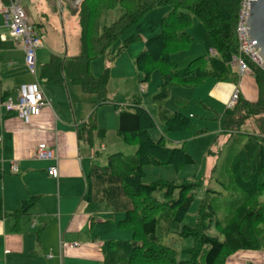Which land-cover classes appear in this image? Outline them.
Here are the masks:
<instances>
[{
	"label": "trees",
	"instance_id": "16d2710c",
	"mask_svg": "<svg viewBox=\"0 0 264 264\" xmlns=\"http://www.w3.org/2000/svg\"><path fill=\"white\" fill-rule=\"evenodd\" d=\"M3 2L8 3V0ZM241 3L242 0H83L77 14L79 55L69 57L65 62L52 55L41 67L39 81L62 84L68 79L71 85L80 86L85 94L96 96L92 102L93 117L102 106L111 103V65L96 78L91 72V64L107 55L114 44L149 12L169 7L171 12L162 20L160 33L145 42L144 50L135 60V69L142 75L140 83L143 86L151 82L156 71L162 73V83L153 102L161 107L164 131H191L194 127L192 119L180 112L168 115L165 104L174 88L198 87L210 78L217 82H238L232 62L239 54L237 28ZM118 6L124 8V15L101 29L104 13ZM194 19L206 30L216 55L199 57L180 69L172 57L191 47L193 38L188 29ZM36 26L39 30L41 24ZM140 40L139 35L125 39L119 53ZM250 70L258 85V102L239 98L233 108L223 114L217 113L215 117L220 135L227 137L229 143L220 172L229 177L221 182L223 189L230 193L242 192L243 197L232 202L225 221H222L218 217L222 205L220 202L213 204L216 198L212 195L216 192L208 189L199 205L196 226L184 225L181 233L183 238L194 240L193 247L185 251L189 256L185 261H179L175 249L164 245L158 234H168L174 224L185 221L198 185L190 181L177 185L165 180L148 184L145 169L171 166L181 171L196 164L195 160L184 148L166 146L163 136L154 140L152 131L157 122L144 107L141 97H132L128 105L116 106L119 118L116 137L125 146L136 147V151L133 156L114 153L107 157L104 165L94 163L87 178L86 198L93 205H104L114 214H123L118 227L131 232L132 238L105 242L101 248L103 264H227L239 252L264 251V203L260 201L264 195V72L254 65H250ZM0 97L1 102H6L11 93L3 92ZM176 100L182 107L189 104L185 100ZM248 120H255L257 132L243 130ZM107 132L92 124L91 119L78 130L80 140L91 147L95 145V133L97 138L104 140ZM100 154L96 153L95 159ZM2 177L0 172V180ZM39 198L32 197L23 201L18 210L5 212L0 197V222L13 219L17 229L19 220L30 215ZM212 230L217 231L218 236H212Z\"/></svg>",
	"mask_w": 264,
	"mask_h": 264
},
{
	"label": "crops",
	"instance_id": "0c3cea01",
	"mask_svg": "<svg viewBox=\"0 0 264 264\" xmlns=\"http://www.w3.org/2000/svg\"><path fill=\"white\" fill-rule=\"evenodd\" d=\"M3 6V0H0V96L3 92H10L11 99L15 100L20 87L34 83L36 79L27 74L24 52L5 25ZM52 55L65 62L63 56L51 51L46 60L37 52V64L42 67ZM232 70L238 77L236 90L240 92V98L258 102L259 89L254 74L240 78L237 69L233 67ZM38 82L51 106L43 109L31 124H24L9 114L2 104L4 102L0 101V172L3 173L0 197L4 211L18 210L23 201L40 197L30 215L24 217L32 220L30 229L37 231V240L27 232L20 236L24 218L19 220L17 229V222L13 219L0 222V264H103L101 248L108 239L117 235V231L109 227L117 217H109L107 210H102L100 205L89 203L86 194L87 178L96 161L95 154L100 153V149L105 150L106 146L91 147L80 140L79 127L90 118V110L83 100L82 93H85L80 86L71 85L68 81L62 84ZM112 101L118 100L113 98ZM102 129L108 131L107 135L114 131L113 128ZM95 139H98L97 133ZM40 144L56 149L57 163L35 158ZM56 164L59 175L53 178L49 176L48 169ZM13 165L18 172L12 171ZM74 244L77 246L72 247ZM244 261L264 264V253L239 252L227 264H243Z\"/></svg>",
	"mask_w": 264,
	"mask_h": 264
},
{
	"label": "rangeland",
	"instance_id": "374dc122",
	"mask_svg": "<svg viewBox=\"0 0 264 264\" xmlns=\"http://www.w3.org/2000/svg\"><path fill=\"white\" fill-rule=\"evenodd\" d=\"M73 2L71 0H62V22L56 0L23 1L24 8L33 18L34 22L37 25L41 24L43 26L41 30L39 29L43 42V47L38 50L40 58L46 60L51 51L63 57H71L79 54L80 31L77 25V14L80 4L74 5ZM170 12L171 8L169 7L149 12L122 39L114 44L107 55L91 64V72L96 78L101 77L105 68L111 65L109 99L111 101L113 98H117L118 101L115 103L112 101L110 104L102 106L92 117L91 115L94 112L92 102L96 97L94 95L83 94L81 91L80 93L83 95L84 104L90 110L89 119H91V123L99 129L103 127L114 129V131H109V134L104 140L98 138L95 141V146L98 148H100L101 144H105L106 146L105 150L100 149L101 154L95 161L98 165H104L107 157L114 153H123L126 156H133L135 154L136 147L125 146L116 137V131L119 126L116 104L128 105V101L135 96L142 98L144 106L157 122L156 128L152 131L154 140H159L163 136L165 137L166 146L171 148H184L188 154L193 156L196 164L186 167L181 171H176L171 166H151L145 169V182L148 184L158 180H165L174 182L177 185L185 181L194 182L198 185V190L194 194V203L185 221L182 224H174L171 232L168 234H158L164 245L175 249L178 260L185 261L189 258L185 251L193 247L194 240L191 237L183 238L181 233L184 225L192 228L196 226L199 205L208 189L216 192V194L212 195V197L216 198L212 201L213 204L216 203L218 205L220 202L222 205V208L220 207V211L218 212V217L222 221H225L232 202L236 198L243 197L242 192L230 193L225 192L223 189L222 183L228 180L229 177L220 172L226 157V151L229 148V143L227 142V137L220 135L219 122L215 120L217 113L223 114L230 108L233 94L239 83L236 84L233 81L217 82L210 78L198 87L174 88L171 92L170 99L165 104L166 113L168 115H173L176 112L183 113L192 119L194 127L191 131L183 133H166L164 131V126L160 119L161 107L153 102V97L159 92V86L162 83V73L160 70L156 71L151 82L143 86L140 83L142 75L135 69V60L144 50L145 41L160 33L162 20ZM124 13L125 10L122 6H118L113 11L105 12L100 24L101 29L114 24ZM188 33L193 38L191 47L172 57L180 69L185 68L190 62L199 57L212 55L213 51L209 36L197 19L193 20L191 27L188 29ZM135 35L141 36L142 40L131 44L129 48L124 49L122 54H120L119 50L122 47L123 41ZM44 62L46 63L47 61ZM37 71L40 74L41 65H38ZM65 81H68V79H65ZM76 88L80 89L79 87ZM66 96L68 99L67 91ZM177 98L189 102L188 106H180L176 102ZM257 99L258 94L255 101ZM243 130L248 132L255 130L257 132L255 120H248ZM201 132L203 133L200 134ZM237 147L239 148V144ZM260 201L264 203V195L260 198ZM100 207L102 210H107L109 217H117L114 223L109 224L110 228L113 227L117 231V235H114V237L108 240H130L132 238L131 232L121 230L118 227L119 221L123 219V214L116 215L104 205H100ZM21 226L23 233L18 235L22 236L27 232L32 235L34 240H37L35 234L37 231L30 229L32 226V220L30 221V218L22 219ZM26 228L27 231H25ZM210 234L212 236H218V232L215 230H212ZM200 261H203V255ZM245 262H247L246 264H253L251 263L252 261H244L243 264Z\"/></svg>",
	"mask_w": 264,
	"mask_h": 264
},
{
	"label": "built area",
	"instance_id": "2783aa9c",
	"mask_svg": "<svg viewBox=\"0 0 264 264\" xmlns=\"http://www.w3.org/2000/svg\"><path fill=\"white\" fill-rule=\"evenodd\" d=\"M24 0H8L4 3L2 15L11 37L21 46L25 55V65L30 74L36 79L34 83L23 85L19 89L17 99H9L3 106L9 114L15 115L23 123L29 125L39 117L43 109L50 107V102L45 98L40 84L37 80V52L43 47L42 38L35 28V23L28 15L23 6ZM253 0H242L237 35L239 39V54L234 57L232 66L237 69L239 77H244L252 71L250 65H254L264 72V57L257 48V43L252 39L249 31V19ZM240 93L235 91L230 107H234L239 100ZM35 158L40 161H58L56 149L47 144H40L37 147ZM14 173L18 168L12 167ZM49 176L57 178L59 175L58 166L48 169ZM77 244L72 245L76 247Z\"/></svg>",
	"mask_w": 264,
	"mask_h": 264
},
{
	"label": "water",
	"instance_id": "95a60500",
	"mask_svg": "<svg viewBox=\"0 0 264 264\" xmlns=\"http://www.w3.org/2000/svg\"><path fill=\"white\" fill-rule=\"evenodd\" d=\"M83 0H79L81 4ZM59 14L63 22V6L62 0H57ZM250 28V35L257 43V48L260 50L261 55L264 57V0H253L250 12V19L248 22ZM67 57H64V61Z\"/></svg>",
	"mask_w": 264,
	"mask_h": 264
},
{
	"label": "flooded vegetation",
	"instance_id": "af4514ba",
	"mask_svg": "<svg viewBox=\"0 0 264 264\" xmlns=\"http://www.w3.org/2000/svg\"><path fill=\"white\" fill-rule=\"evenodd\" d=\"M56 1H57V0H56ZM65 1H67V0H65ZM69 1H70V0H69ZM71 1H74V2H73L74 5H77L78 2H79V0H71Z\"/></svg>",
	"mask_w": 264,
	"mask_h": 264
}]
</instances>
